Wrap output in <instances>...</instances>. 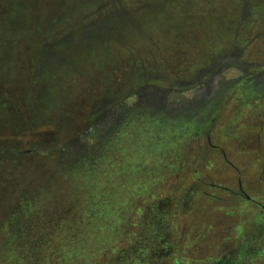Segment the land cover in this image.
Segmentation results:
<instances>
[{"label": "rangeland", "instance_id": "rangeland-1", "mask_svg": "<svg viewBox=\"0 0 264 264\" xmlns=\"http://www.w3.org/2000/svg\"><path fill=\"white\" fill-rule=\"evenodd\" d=\"M63 1L26 0L4 46L0 264H264V0L235 49L233 0L150 5L131 35L113 12L145 0H89L59 24ZM70 22L86 44L40 75L38 47Z\"/></svg>", "mask_w": 264, "mask_h": 264}, {"label": "trees", "instance_id": "trees-1", "mask_svg": "<svg viewBox=\"0 0 264 264\" xmlns=\"http://www.w3.org/2000/svg\"><path fill=\"white\" fill-rule=\"evenodd\" d=\"M166 1H176V0H145L141 3V5L137 6L135 9H132L130 11H120L119 9L114 11L117 15V17H120L121 22H118L119 24H124L125 26L122 29L121 26H118L116 29L117 31H128L129 34L136 31V27H134L133 21H135V18L137 17V20H139L140 23L144 24L147 21V17L150 14V5H157L155 9H158L161 4H164ZM253 0H233L231 2L232 5H234V9L236 10V14L234 16H231L232 19L229 21V24L227 25V28L222 32V39H224L225 42L231 43V49L236 48V28L234 26L235 22L240 23L242 19H244V16L247 15L248 9L251 8L250 2L252 3ZM26 0H11V6H9L6 2V0H0V19L6 24V34L0 35V46L2 45V48L0 49V88L3 87V78L6 75L7 71V65H5V60L7 57L11 55L10 50L7 52L5 49L6 42H11L14 40V31H19V28L23 26V23L26 24L27 18L30 16L29 8L25 5ZM90 1L89 0H83L82 3H75L71 0H64L63 1V7L58 9V13L54 10V6L48 11V18L52 17L54 20H56L59 24H63L67 21L68 17L72 15L73 21H75V24H77L81 20V11L86 6H89ZM261 4H264L262 1ZM255 10L260 11L262 8V5H257V3L252 4ZM159 6V7H158ZM258 7V8H257ZM6 9V11H5ZM260 9V10H259ZM2 10L4 11V14H2ZM5 12H7L5 14ZM47 14V13H46ZM7 15V16H6ZM136 15V16H135ZM108 18V16H105ZM103 20V19H102ZM109 20V19H108ZM70 22V28L68 31V38L63 39V37H58L55 42L49 43V44H41L38 49L37 53L35 55V59L38 63V71L41 75V72L44 71V67L52 62H46L48 59V56L52 53L51 51H55V54H59L58 56L61 57V54H63L64 50L63 48L68 49L72 46L73 43H75V46L72 48L74 50H80L82 47L76 46V43L80 44L87 41L85 38L86 28L82 29V27H79V29H74L75 24H71ZM24 24V25H25ZM84 28V27H83ZM126 29V30H125ZM8 33V34H7ZM211 36V35H210ZM213 40L216 41V36H212ZM223 41V42H224ZM71 43V44H70ZM71 45V46H70ZM84 48V47H83ZM86 51V50H85ZM55 56V55H54ZM56 57V56H55ZM216 58V57H215ZM215 58L211 56H207L205 59V63L208 67H210L215 62ZM54 67V66H53ZM53 70V68H52ZM50 85V84H48ZM46 85V87H48ZM42 90H45V87H41ZM51 89V88H50ZM1 90V89H0ZM49 87L47 88V93L50 92ZM3 107L2 105L0 108ZM3 109L0 110V114L2 113ZM164 119V118H163ZM166 120V119H164ZM168 120H166L167 122ZM169 122V121H168ZM173 122V121H170Z\"/></svg>", "mask_w": 264, "mask_h": 264}, {"label": "flooded vegetation", "instance_id": "flooded-vegetation-1", "mask_svg": "<svg viewBox=\"0 0 264 264\" xmlns=\"http://www.w3.org/2000/svg\"><path fill=\"white\" fill-rule=\"evenodd\" d=\"M244 196H245V195H244ZM245 198H246V199H248V200H250V198H249V197H247V196H245ZM261 207H262V208H264V206H263V205H262ZM263 217H264V216H263Z\"/></svg>", "mask_w": 264, "mask_h": 264}]
</instances>
